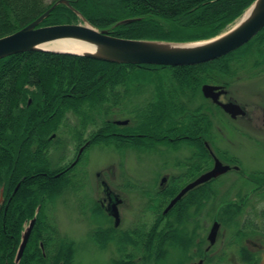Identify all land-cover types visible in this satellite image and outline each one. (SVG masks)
<instances>
[{"label": "trees", "instance_id": "obj_1", "mask_svg": "<svg viewBox=\"0 0 264 264\" xmlns=\"http://www.w3.org/2000/svg\"><path fill=\"white\" fill-rule=\"evenodd\" d=\"M57 1L52 0L48 5L44 0H0V38L22 29ZM68 1L91 24L107 30L111 36L186 42L208 39L226 31L255 0H116L107 6L101 0ZM127 19L136 21L120 24ZM79 21L69 6L59 4L41 26ZM257 52L260 58H254L246 66L243 60L257 56ZM258 67L264 68V29L236 51L212 62L191 66L119 64L44 51L24 52L1 59L0 264L46 262L47 248L54 240L52 235H48L54 230L44 225L41 227V223L46 222L43 216L45 206L59 195L65 185L72 184L74 178L71 175L73 169L69 174L61 173L56 177L62 169L52 168L49 155L60 141H64L62 126H67L70 117L75 119L70 125V134L77 144L83 140H89L91 145L120 141L122 136L111 134L113 131L125 130V133L136 135L145 129L148 133L146 128H154L162 118L169 124V131L162 132L174 134L176 131L172 127L178 126L177 133L189 135V141L196 143L195 148L199 149L203 146H200L197 136L210 134L213 127L211 113L213 116L215 108H218L208 100V103L191 106L192 101L201 95V87L205 84L231 86L234 80H238L241 71L238 68ZM164 77L167 79L163 80ZM144 85H152L157 93L149 104L151 108L147 107L146 113L144 107H133L138 119L134 128L115 125L113 118L116 112L113 110L124 108L131 111L124 107V100L131 91H140ZM91 128L98 131L85 138L87 129ZM132 138L133 141L144 140L140 136ZM186 140L182 138L176 143ZM203 166L209 167L210 164L204 160L190 174L197 175ZM179 179L162 188L151 204V213L156 215L153 224L144 231L134 229L123 235L132 249L127 254V250L122 248L123 258L114 264H137L138 256V260L144 259L142 248L146 258L154 257L157 253L154 245L161 243L158 233L163 231L160 223L164 219L168 220L166 228L173 227L174 216L177 221L179 218L181 225L185 223L190 208L188 196L181 199L168 215L163 214L164 208L181 190L183 181ZM216 190L212 188V193ZM255 190L264 194V187ZM225 208L222 212L240 211H236L238 205L228 204ZM34 218L36 221L28 243L18 259L24 224ZM94 233L97 243L102 245L110 239L115 241L117 236L112 230L100 229ZM65 244L63 247L70 249L69 259L72 260L73 244ZM180 247L184 252L188 249L181 243ZM58 254L53 256L50 264H54L56 259L57 264L66 261L62 254Z\"/></svg>", "mask_w": 264, "mask_h": 264}, {"label": "rangeland", "instance_id": "obj_2", "mask_svg": "<svg viewBox=\"0 0 264 264\" xmlns=\"http://www.w3.org/2000/svg\"><path fill=\"white\" fill-rule=\"evenodd\" d=\"M115 1L101 0L105 6L114 4ZM44 3L49 5L52 0H44ZM254 58H260L258 52L257 56L243 60V63L247 66ZM238 70H241L238 80H234L232 85L227 88L229 90L227 98L243 106L247 115L232 119L223 110L215 108L213 116L211 113L213 127L211 128L212 133L211 130L209 132L210 140L217 154L226 158L235 157L240 161L241 167L245 171H264V71L257 73L251 68L246 70L238 68ZM166 79L167 77L163 78V80ZM151 91H153L152 85H144L140 91H131L124 100V107H128L131 111L121 106L122 110L117 109L115 111V119L118 121L129 118L138 120L136 108L133 107L138 105L142 109L147 99L154 98ZM186 96L191 98L189 95ZM185 100L188 99L185 98ZM203 103H208V101L201 94L195 101H192L191 106ZM132 121L131 126L134 125ZM76 143L71 136L60 141V144L49 155L52 168L70 162L74 158L77 153ZM188 144L194 143L183 142L181 148L178 149L165 139L151 141L148 138L146 141L134 140L129 142L111 140L107 143L103 142L88 147L79 162L78 177L72 178L73 183L69 185L61 197H57L53 201L50 200L45 206L43 216L46 222L41 223V227L44 225L48 229L54 230L53 234L49 233L48 235V237L52 235L54 240L50 248H47L48 256L45 258V264L51 263L56 251L57 254L60 252L58 256L62 254L63 260L66 258V261L62 262L63 264L70 260V249L63 247L66 245L65 243L73 244V258L69 264H114L113 260L122 259L118 249L123 248L127 252L130 251L123 235L125 242L122 244L111 239L107 240L104 245L96 241L94 232L98 228H109L110 223L108 216L99 211L98 207L96 209V204H94L95 198H98L99 187L102 191V182L105 181L108 185L117 187L113 188L125 197V203L120 207L123 230L129 229L134 224L141 225L144 222L150 225L153 221L151 213L153 202L150 201V198L154 196L152 192L158 190L160 179L166 174L165 172H173L177 175L189 169L184 160L186 157L195 154L197 149L193 146L188 147ZM205 156L208 160L209 156L206 154ZM164 162L166 163L165 166H163ZM98 174L100 176H97ZM228 175L232 177H222L214 183L217 187L218 185L224 186L223 199L228 197L229 184L234 180V177L239 178L236 172ZM234 186L235 184L232 185V187ZM241 186L242 182L238 183V187ZM255 212L258 213L260 231L264 234V200L257 205ZM205 213L214 216L215 211L209 210L208 207ZM29 222L24 224L23 235L30 225ZM212 223L211 220L210 227ZM222 235L224 236L221 229L218 247H220ZM262 237L264 238V236ZM263 238L258 240L256 237H252L261 246L256 255L258 257L257 264H264ZM181 242H184V245L187 243L183 240ZM154 246L156 247L155 250L158 251L162 248L161 245ZM179 249L182 250L181 247ZM166 255L167 253L160 255L157 259L156 254V257L144 258L137 264L147 263L146 261L153 262L156 259L158 262H162V257L165 258ZM139 258L138 256L137 260ZM166 259L165 264H172L174 261L168 255ZM56 261L57 259L54 264H57Z\"/></svg>", "mask_w": 264, "mask_h": 264}, {"label": "flooded vegetation", "instance_id": "obj_3", "mask_svg": "<svg viewBox=\"0 0 264 264\" xmlns=\"http://www.w3.org/2000/svg\"><path fill=\"white\" fill-rule=\"evenodd\" d=\"M253 70L259 73L261 71H264V68L258 67V68H254ZM151 92L156 98L157 93L154 90V87H153V91ZM228 96H229V92L227 94L221 95L220 100L223 102L230 101L227 98ZM152 99L153 98L146 100L145 104L143 105L144 109H147V107L148 109L149 107L151 108L149 104L151 103ZM148 109L146 113L148 112ZM113 111L115 113L116 110L114 109ZM245 115H247V111ZM115 116L116 113L113 118V123L120 128H123L122 126L126 128L127 127L134 128V126H136L138 122V120L129 118L127 119L128 123H126L125 125H118L116 123L117 120L115 119L116 118ZM239 117H243V116H239ZM70 118H69L70 123L68 122L67 126L65 125L62 126V130L64 131V137H65L64 139H67V137L72 136L70 134V131L72 129L70 125H72V123L75 122V119L73 117ZM132 120H134L135 122H133ZM131 121L134 123L133 126H131L132 124H130ZM144 121L146 122V124H148L146 118H144ZM168 126L169 124L164 123V119L159 118L157 121V126H155L152 129L146 128V130L149 131L148 133H146L144 129L142 133H138L136 135L132 133H125L124 132L125 130L113 131V133L111 134L122 136L121 140L124 142L133 141V138L132 139L130 138L134 136H140L141 138L144 139L142 141H146V139L148 138L151 141L165 139L166 141H169L170 144L175 145L178 149L181 148L180 146H182L183 142H192L189 141L190 140L189 135L187 134L179 135V133H177L178 126L174 125V127H172V130L176 131L174 134L170 132L167 133L162 132V131H169ZM94 128L87 129L88 132L84 137H88L92 133H94V131L95 132L98 131V129L94 130ZM163 128H168V129L164 130ZM154 130H160L161 132L158 133L155 132ZM197 137L199 143L201 144L200 146L203 147L199 149L196 148L197 152L195 154L185 158L184 163L188 166L189 169H187L186 172L177 175L174 174L173 172H165L166 173L165 175H167V177H165V175L161 177L158 190L155 191L154 193L152 192V195L154 196L150 198L151 202H153L154 199L157 198V195L162 191L161 190L162 188L164 187L166 188L167 186L169 187L171 184H173V181L178 179V177L180 178L179 180L183 181L180 183L182 189L187 184L197 179L200 175L209 171L214 165L215 158H218L219 160L221 158L222 160L221 162L230 165L232 169L226 172L225 174L220 175L216 179H213L207 183L199 185L198 187L189 191V193L184 196V197L188 196V202L190 204V208L186 216L187 219L185 223L181 225L179 223V218L177 221L176 216L172 218L173 221L172 228H166L168 224V220L166 219H164L162 223H160L161 225L160 229L163 231H161V233L158 234H159V239L161 240L160 245L162 246V248L159 251L157 250L156 253L157 259L160 257V255H164L167 253L169 257L174 259L172 264H257L258 257L256 255L257 252L260 250L261 246L257 242H255L252 239V237H256L259 240L263 238L262 236H264V234H262L260 231L258 213L255 212V210L257 209V205L264 200V197H261L264 196V194L261 195L260 192L255 189H258L259 187H264V171L262 170L245 171L241 167L240 161L237 160L235 157L226 158L215 152V150L213 149V144L210 140L211 138L210 134L198 135ZM182 138H186L187 140L176 143V140ZM87 141L89 143L87 145H84ZM195 145L196 143L192 145L188 144V147L191 146L195 147ZM90 146L91 144L89 140H83L81 143L78 144L76 143L75 148H77V153L70 162L64 163L63 170H65L69 166H72L70 167L71 169H73L71 175L74 178L78 177L79 162L81 161L87 148ZM80 150L82 151L81 152L82 154L80 153L81 155L79 154ZM203 152H206V154L209 156L208 160L207 158H204L205 153L203 154ZM204 160H207L210 166L209 167L203 166L204 168L201 170L200 173L192 176V174H190L191 170L195 168L198 164H201V162ZM165 165L166 163L164 162L163 166ZM177 166L180 167L179 165ZM235 166H237L238 169H235L234 168ZM74 168H76V170ZM232 172L238 173L239 178L234 177V180H232L231 183L229 184L230 192L227 194L228 197L226 199H223L222 197L224 192L223 190L224 186L218 185L217 187L214 185V183L222 177H232L228 175ZM97 176H100V174H98ZM240 182H242V186L238 187V183ZM102 183H103L101 187L102 191L100 190L99 187L97 193L98 198L97 199L95 198L96 202H94V204H96V209L98 207L99 211L105 213L106 216H108V218L110 219V223L108 225L109 228H98L97 230L100 229L102 231L112 230V233L116 232L117 234L125 235L126 233H129L134 229L144 231L146 227H149L150 225L153 224L156 217V215L154 214H152L153 221L150 225L147 222H144L141 225L134 224L130 226L129 229L123 230L122 218L120 215V207L125 203V199H124L125 197L121 194V192L115 189L117 187L113 185L112 186L108 185L105 181H103ZM233 184H235L234 187H232ZM212 188L217 189L214 192V194L212 193ZM184 197L182 199H184ZM228 204L238 205L239 209H236V211L237 210L240 211L235 212L232 209L231 212H224L226 209L225 207ZM208 207L209 210L215 211L214 216H212L209 213L208 214L205 213V210ZM223 209L224 211L222 212ZM113 210L119 212L118 223H116V219L111 213V211ZM164 215H168V214H164ZM211 220L213 223L212 226L210 227ZM221 229L224 236L222 235V238L219 243L220 247H218L217 246L218 238ZM181 240L187 241V243H185V245L188 247L186 252L179 249L180 243L184 246V242H181ZM129 248L131 251L132 248L130 244H129ZM143 249L144 248H142L140 251L143 252V257L146 258L144 254L145 249L144 251ZM253 249H255V251H253ZM121 250L122 249H118V252H119V256L123 258L124 253ZM130 251L127 254H130ZM167 255L165 258L162 257L163 259L162 262H158L156 259L153 262L146 261L147 263L144 264H165L167 261L166 259ZM154 257H156V255ZM114 261L117 260H113V262ZM136 261L140 262L141 259Z\"/></svg>", "mask_w": 264, "mask_h": 264}, {"label": "water", "instance_id": "obj_4", "mask_svg": "<svg viewBox=\"0 0 264 264\" xmlns=\"http://www.w3.org/2000/svg\"><path fill=\"white\" fill-rule=\"evenodd\" d=\"M59 4L69 5L68 0H58L50 9L22 29L0 38V60L11 55L44 51L75 56L89 57L97 60L132 65L158 66H191L214 61L251 41L264 28V0H255L242 16L229 29L215 37L198 41H163L145 39H126L109 35L92 25L77 10L73 11L80 17L82 24H61L53 26L40 25L49 17ZM136 21L127 19L120 24ZM203 95L220 106L233 119L245 115V110L237 103L220 101V96L227 91L223 86L205 84ZM127 121L118 122L125 124ZM238 169L237 166L234 167ZM230 165L223 164L215 158L214 167L185 186L172 199L165 209L168 213L175 204L190 190L207 183L210 180L230 171ZM116 223L119 222V212L111 211ZM35 224V218L24 235L19 249L18 258L24 252L29 236Z\"/></svg>", "mask_w": 264, "mask_h": 264}, {"label": "bare ground", "instance_id": "obj_5", "mask_svg": "<svg viewBox=\"0 0 264 264\" xmlns=\"http://www.w3.org/2000/svg\"><path fill=\"white\" fill-rule=\"evenodd\" d=\"M52 165V164H51ZM54 168H58V169H62L61 170V172L60 173H58V174H56L55 176L56 177H59L60 175H61V173H70L71 172V168L70 167H72V166H69L68 168H66L65 170H63L64 169V164H60V165H58V166H53ZM71 169V170H70ZM69 186V185H68ZM67 185H65V187L64 188H62V190L60 191V193H59V195L57 196V197H61L63 194H64V192L69 188ZM18 188V187H17ZM56 197V198H57ZM117 236H116V239H115V241H117L118 243H120V244H122V243H124L125 242V240H124V238L120 235V234H116Z\"/></svg>", "mask_w": 264, "mask_h": 264}]
</instances>
